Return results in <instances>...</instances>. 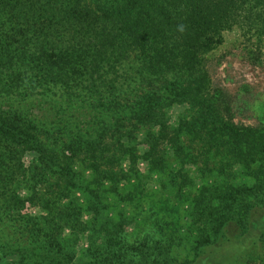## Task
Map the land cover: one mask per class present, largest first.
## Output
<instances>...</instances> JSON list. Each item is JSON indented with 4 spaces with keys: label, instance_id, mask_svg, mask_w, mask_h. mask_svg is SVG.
I'll use <instances>...</instances> for the list:
<instances>
[{
    "label": "trees",
    "instance_id": "1",
    "mask_svg": "<svg viewBox=\"0 0 264 264\" xmlns=\"http://www.w3.org/2000/svg\"><path fill=\"white\" fill-rule=\"evenodd\" d=\"M231 33L261 64L264 0H0V260L146 264V253L118 248L109 218L87 235L83 258L72 250L87 228L75 194L87 193L100 213L99 187L120 175L128 182L141 159L179 187L191 184L189 166L205 172L211 217L199 223L191 259L166 254L161 264H264V124L252 130L226 118L206 67ZM175 104L191 113L172 126ZM23 150L38 156L28 170ZM235 166L250 172L253 190L222 186ZM26 172L34 187L41 180L32 197L46 212L40 218L21 215L31 196L14 184Z\"/></svg>",
    "mask_w": 264,
    "mask_h": 264
},
{
    "label": "rangeland",
    "instance_id": "2",
    "mask_svg": "<svg viewBox=\"0 0 264 264\" xmlns=\"http://www.w3.org/2000/svg\"><path fill=\"white\" fill-rule=\"evenodd\" d=\"M227 36V41H224L213 55L208 56L209 62L206 63V67L211 79L210 87L221 91L225 109L223 115L226 118L233 119L239 127L263 130L261 125L264 124V58L261 64H253L244 51L241 41H238V36L235 33ZM188 112L191 113L189 105L175 104L168 114L171 125H178L181 118L188 116ZM144 149L142 145L139 147L141 155ZM20 159L24 168L28 170L36 165L38 156L34 151L23 150L20 152ZM122 169L126 172L131 171L129 162H124ZM151 169L152 166L148 162L138 159L137 166L129 175L128 182L124 180L123 175H120V182H108L109 187H99L100 199L103 202L98 209L100 211L98 214L88 207L87 193L75 194L78 204L87 207L86 211L82 206L81 219V222L87 226L86 234H83L81 240L72 247L77 258H83L81 254H84L88 248L87 235L94 234L93 230L100 229L101 224L109 218L118 224L114 229L119 231L118 248L123 251L125 249L129 255L146 253L148 257L144 261L146 264H161L166 254L181 261L191 259L194 238L198 235L197 230L205 228L199 223L211 217L205 209L204 204L207 201L202 198L209 196L200 189L201 176L205 172L201 164L189 166L191 184L187 182L185 184L187 186L179 187L170 180L171 174L161 169L156 171ZM171 169L175 170V164L171 166ZM26 174L27 177L22 176L20 181L14 184L17 186L22 182L17 193L19 196L24 199H29L31 196L30 201L24 204L21 215L40 218L46 212L38 200L32 201V197L33 194H41L38 192L42 188L41 180H38L37 186L34 187L33 182L29 181L31 173L26 172ZM173 174L175 175V172ZM249 174L250 172H245L243 167L235 166L227 171L224 176L226 182L222 186L232 183L241 188L245 185L248 191L253 190L255 180ZM211 175L214 176V174ZM109 188H112L111 192ZM227 188L222 187L216 195L225 194ZM29 189L32 191L29 192ZM116 192H119V195ZM215 204L214 209L220 206L218 210L221 212L224 203L217 200ZM216 214L220 216L219 213ZM68 234L69 231L66 229L60 240H64L62 237ZM121 238H124L123 242ZM0 264H23V262L10 256L0 260ZM248 264L263 263L260 260Z\"/></svg>",
    "mask_w": 264,
    "mask_h": 264
}]
</instances>
